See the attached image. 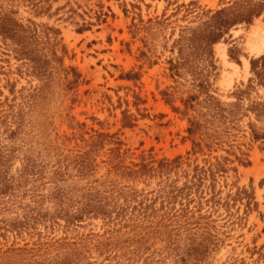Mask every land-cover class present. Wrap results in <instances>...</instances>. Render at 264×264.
<instances>
[{"label": "rangeland", "instance_id": "374dc122", "mask_svg": "<svg viewBox=\"0 0 264 264\" xmlns=\"http://www.w3.org/2000/svg\"><path fill=\"white\" fill-rule=\"evenodd\" d=\"M234 1L0 0V264H264V9L202 30Z\"/></svg>", "mask_w": 264, "mask_h": 264}, {"label": "trees", "instance_id": "16d2710c", "mask_svg": "<svg viewBox=\"0 0 264 264\" xmlns=\"http://www.w3.org/2000/svg\"><path fill=\"white\" fill-rule=\"evenodd\" d=\"M264 9V0H235L232 4L216 10L208 19L207 26L202 29L206 44L213 43L227 29L240 21L250 22L254 15ZM252 70L256 79L264 83V54L251 61ZM253 109L257 115L264 116V100L254 102ZM256 138L261 137L254 133Z\"/></svg>", "mask_w": 264, "mask_h": 264}]
</instances>
